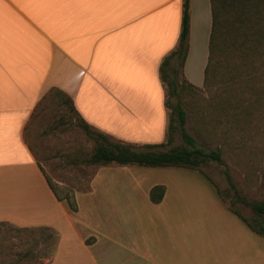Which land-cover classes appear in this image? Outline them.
<instances>
[{
	"label": "crops",
	"instance_id": "crops-1",
	"mask_svg": "<svg viewBox=\"0 0 264 264\" xmlns=\"http://www.w3.org/2000/svg\"><path fill=\"white\" fill-rule=\"evenodd\" d=\"M182 2L0 0V222L55 231L43 264H259V254L264 264V237L216 192L202 208L199 197L188 198L177 187L172 194L162 183L163 198L153 204V186L130 179L134 171L118 170L129 180H102L100 172L114 164L98 168L84 191L90 209L80 216L88 222L80 230L23 139L38 101L56 88L94 130L129 144L151 142L166 128L159 66L177 46ZM210 25L209 0H189L184 77L198 66L204 70ZM95 183L129 188L117 189L127 203L117 200L104 209ZM128 191L140 192L141 203L131 202ZM80 211L77 205L74 214Z\"/></svg>",
	"mask_w": 264,
	"mask_h": 264
},
{
	"label": "rangeland",
	"instance_id": "rangeland-1",
	"mask_svg": "<svg viewBox=\"0 0 264 264\" xmlns=\"http://www.w3.org/2000/svg\"><path fill=\"white\" fill-rule=\"evenodd\" d=\"M179 62L180 60L177 58L170 60L168 66L164 69L166 80L171 81L175 78L179 89L186 77L193 85L200 86L197 87L199 92L193 91L183 84L181 91L178 90V97L168 96L167 89L165 85L163 86L165 100L169 103L166 108L167 122L169 118H172L173 121L170 124L173 125L174 131L171 143L161 148V150L187 147L180 136L173 111L176 104H180L186 114L184 130L188 136L194 139L196 147L202 148L206 153L210 150H218L221 164L226 167L238 197L247 201H260L264 197V133L261 134V137L254 132L231 135L228 131L229 127L225 116L216 121L212 111L208 108L207 95L202 92L201 85L203 72L199 70V66L197 71L188 70L190 74L184 77ZM74 120L73 115L68 114L66 109L59 108L58 101L42 98L38 101L25 125L23 139L46 177L59 190L60 194L64 195L68 190L73 192L75 202L80 206L81 211L75 215L74 212L69 210L65 201H62V205L70 214L72 223L82 230L81 222L84 223V227L88 223L83 221L82 218L89 213L90 209V201L88 197L86 198L84 191L88 190V181L95 174V171L102 166H87L80 163V158L88 156L92 145L73 126ZM259 124L261 128L264 127V123ZM166 128H163L159 133L156 132L155 136L150 139L151 142L134 143L132 145H134L136 151H143L146 145L165 143ZM222 167L214 161H207L200 165L198 171L138 166L119 167L115 165V167L105 168L100 173L103 181H117L120 179L129 180L123 174H120L118 171L122 170L120 168L134 171L136 172L135 175L128 177L143 181L144 185L142 184V186L144 188L148 185L154 186L163 183L169 185L171 193L174 194L172 190L177 187L181 190L180 193L188 198L199 197L201 202L198 205L202 208L205 197L212 196L215 198L216 189L213 188V185H210L212 182L221 192L220 197L226 207L231 204L234 210L257 227V223L253 222L254 215L251 210L238 201L229 188ZM37 169L41 172L38 166ZM171 172L175 175L169 176L168 173ZM41 174L43 175V173ZM95 184H97L95 189L104 209L111 208V202L117 200L119 205H123V201H125L124 204L127 203V200H124L126 193L118 192L117 189L129 188H112L103 183ZM92 186H90V189L94 188ZM128 195L131 202L141 203L142 196L140 192L128 191ZM113 206L117 208L116 205L113 204ZM167 207L170 206L167 205ZM178 210H183V208L178 207ZM80 216H82L81 222ZM10 227L14 226L0 222V264H43V258L50 253L55 243L52 233L55 237H57V233L47 229L41 231V229L31 228H28L25 233H18ZM27 249L30 250L29 256L19 260L20 255ZM262 258L263 254H259V264L262 262Z\"/></svg>",
	"mask_w": 264,
	"mask_h": 264
},
{
	"label": "trees",
	"instance_id": "trees-1",
	"mask_svg": "<svg viewBox=\"0 0 264 264\" xmlns=\"http://www.w3.org/2000/svg\"><path fill=\"white\" fill-rule=\"evenodd\" d=\"M209 3L211 25L202 81V92L207 95L208 108L212 111L216 121L225 116L231 135L254 132L261 137V134L264 133V127L261 128L259 124L264 123V0H209ZM188 31L189 0H183L177 46L175 50L162 59L159 66V79L165 85L168 96L178 97V90L181 91L183 84L193 91L199 92L198 88L185 78L178 89L175 78L167 81L164 72L165 67L173 58L179 59V66L181 69L183 68L188 45ZM42 98L58 101L59 108L66 109L68 114L73 115L75 119L73 126L92 145L88 156L80 158V163L87 166L100 167L114 164L147 168H179L194 171H198L199 166L207 161H214L219 166H223L218 150H210L206 153L202 148L196 147L194 139L185 132L186 114L180 104H176L174 107V116L178 123L180 136L189 148L175 147L166 151L161 150L172 141L174 127L170 124L173 121L172 118H169L165 143L146 145L144 146L145 150L136 151L134 145L110 139L103 133L91 128L75 110L71 98L61 90L51 88ZM168 105V101L165 100V107L167 108ZM38 167L54 197L58 201H65L69 210L76 212L77 205L73 192L68 190L64 195H61L46 177L40 165ZM222 171L236 199L253 213V222L257 223V227L234 210L231 204L227 206V209L252 232L264 237V197L257 202L241 199L238 197L225 166L222 167ZM211 184L223 202L220 197L221 192L212 182ZM164 191L165 189L161 185L153 186L148 192L149 201L153 204L160 203ZM10 228L18 233L28 231V228ZM41 231H45V229H41ZM29 254L30 250H25L20 255L19 260L27 258Z\"/></svg>",
	"mask_w": 264,
	"mask_h": 264
}]
</instances>
